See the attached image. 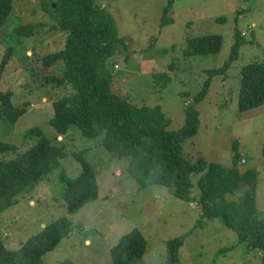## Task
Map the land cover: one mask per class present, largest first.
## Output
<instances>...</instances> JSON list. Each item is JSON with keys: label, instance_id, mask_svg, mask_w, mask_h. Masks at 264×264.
Returning <instances> with one entry per match:
<instances>
[{"label": "rangeland", "instance_id": "374dc122", "mask_svg": "<svg viewBox=\"0 0 264 264\" xmlns=\"http://www.w3.org/2000/svg\"><path fill=\"white\" fill-rule=\"evenodd\" d=\"M169 1L96 0L115 17L119 37L125 40L108 63L113 74L112 91L137 107L160 106L168 121L167 131L175 133L185 125L187 106L194 103L211 78L209 71L226 65L236 31L243 33L245 44L238 59L224 76L213 78L206 100L198 105L200 132L184 144L183 150L192 163L204 159L208 164L232 168L237 144V167L258 173L257 212L262 213L264 105L241 112L238 95L242 68L264 63V0H171L168 18L174 22L164 25ZM29 23L41 24L34 36L26 38L14 32L16 26ZM56 25V18L43 10L42 0H14V11L0 28V65L13 49L0 88L14 92L15 104L28 108L16 125L0 114V142L17 148L0 150V160L14 159L34 145L38 136L28 135L33 129L41 130L66 153L58 170L0 216V243L10 250L19 249L44 227L68 217L73 223L70 236L45 254L41 264L67 260L113 264L112 249L134 231H141L147 239L146 264H167L166 243L178 238L184 239L178 264H261L263 251L241 243L219 219L203 218L197 201L176 197L165 185L141 190L129 171L131 157L120 158L107 151L103 136L84 137L76 126L66 136L57 134L51 124L53 104L72 91L46 82L47 77H60L65 70L62 61L51 67L43 64L44 57L65 49L68 33ZM205 36H223L222 52L186 56L188 39ZM81 151H86L85 159L96 175L99 198L69 215L60 175L73 179L80 175L82 166L74 154ZM200 177H191L194 194L200 191ZM222 249L227 251L219 253Z\"/></svg>", "mask_w": 264, "mask_h": 264}, {"label": "trees", "instance_id": "16d2710c", "mask_svg": "<svg viewBox=\"0 0 264 264\" xmlns=\"http://www.w3.org/2000/svg\"><path fill=\"white\" fill-rule=\"evenodd\" d=\"M172 2L165 9L163 24L173 23L168 18ZM42 8L52 14L56 27L68 33L65 49L44 57V66L51 67L62 61L65 70L60 77H47L48 84L68 87L72 94L54 102V118L51 124L59 136H66L74 126L87 138L103 136V144L120 158L131 157L129 171L145 190L154 185H165L169 193L202 207V217L219 219L234 231L241 243H248L253 250L264 252V212H257L258 173L253 169L241 171L237 144L234 146V166L227 168L218 163L208 164L200 159L196 163L184 156V144L198 136L201 129V112L198 105L210 92L213 78L226 74L238 59L245 44L243 33L236 31L235 44L226 65L210 70V79L187 106L186 122L175 133L167 131V120L160 106L137 107L112 91L113 74L109 61L125 40L119 37L115 17L96 0H42ZM14 11V0H0V28ZM224 19V18H223ZM40 23L18 25L15 33L32 37ZM224 45L223 36H205L188 39L186 56L219 54ZM9 49L0 65V84L5 67L9 63ZM54 85V86H55ZM14 92L0 88V114L11 125L28 113V108L14 102ZM264 105V63L254 62L241 70V86L238 108L247 112ZM37 142L16 158L0 160V216L19 203V198L40 184L47 176L61 167L66 157L65 149L51 143L39 129ZM27 135V136H28ZM0 150H17L15 145L0 142ZM86 151L74 154L82 171L77 178L61 173L65 183L62 197L69 215L78 213L89 202L99 198V186L94 170L85 159ZM201 174L200 191L194 194L192 175ZM240 195L235 198L234 196ZM73 223L62 217L28 239L19 249H7L0 243V264H41L45 254L52 252L72 231ZM184 239L166 243L167 264L179 263V249ZM147 239L141 231H134L122 238L112 249L113 264H146ZM227 251L222 249L219 253ZM61 264H77L64 261ZM264 264V254L262 263Z\"/></svg>", "mask_w": 264, "mask_h": 264}, {"label": "built area", "instance_id": "2783aa9c", "mask_svg": "<svg viewBox=\"0 0 264 264\" xmlns=\"http://www.w3.org/2000/svg\"><path fill=\"white\" fill-rule=\"evenodd\" d=\"M244 161V160H243ZM195 204V202L194 203H192V205H194Z\"/></svg>", "mask_w": 264, "mask_h": 264}]
</instances>
